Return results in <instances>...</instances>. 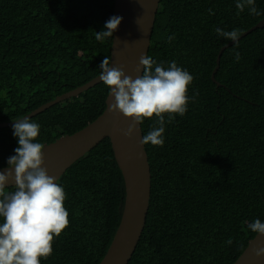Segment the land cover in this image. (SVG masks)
Listing matches in <instances>:
<instances>
[{"label":"trees","instance_id":"1","mask_svg":"<svg viewBox=\"0 0 264 264\" xmlns=\"http://www.w3.org/2000/svg\"><path fill=\"white\" fill-rule=\"evenodd\" d=\"M237 2L159 0L147 56L165 69L175 61L193 81L186 113L174 114L170 123L165 115L163 146L145 145L149 208L127 264H232L256 234L248 225L264 222V27L226 47L214 74L220 85L211 79L217 53L229 41L216 29L243 32L264 17V0H255L259 15L248 7L239 12ZM113 3L0 0V121L22 117L101 73L112 38L101 42L95 36L106 30ZM108 92L101 81L29 118L40 126L34 142L48 143L87 125L104 110ZM156 127L155 116L145 119L143 136ZM16 147L13 125L0 128V168ZM56 183L65 191L69 224L40 264H98L125 198L109 138L75 160ZM15 190L4 188L5 194Z\"/></svg>","mask_w":264,"mask_h":264},{"label":"clouds","instance_id":"2","mask_svg":"<svg viewBox=\"0 0 264 264\" xmlns=\"http://www.w3.org/2000/svg\"><path fill=\"white\" fill-rule=\"evenodd\" d=\"M248 7L250 14L259 15L255 0H238L236 8L243 12ZM211 13V10H209ZM122 17L112 16L104 28L96 33V40L113 39ZM219 36L237 42L242 30L224 31L216 29ZM169 42L174 36L168 37ZM240 59L239 52L235 54ZM142 75L135 79L123 71V66L110 67L108 57L100 64L99 80L110 90L114 102L109 111L130 118L131 123L123 135L131 137L136 126L145 119L157 118L159 127L144 135L140 144L163 146L165 115L170 123L175 115L183 116L187 111L188 86L193 76L172 61L167 69L156 64L147 55L139 60ZM155 65L154 69L153 66ZM139 72V67L137 68ZM40 126L27 118L16 121L13 135L18 138L15 155L7 160L8 169L0 172V264H40L41 258L52 254V242L68 226V211L64 207L65 191L42 167L44 145L34 142ZM12 182L16 190L5 194V185ZM248 228L264 235V222L256 219ZM226 243L231 244V238ZM256 257L264 256V247L254 248Z\"/></svg>","mask_w":264,"mask_h":264},{"label":"water","instance_id":"3","mask_svg":"<svg viewBox=\"0 0 264 264\" xmlns=\"http://www.w3.org/2000/svg\"><path fill=\"white\" fill-rule=\"evenodd\" d=\"M159 0H114L113 16L122 17L118 29L113 33L110 47V67L123 66L126 75L135 79L142 75L143 68L139 65L142 55H148L153 26ZM264 27V17L253 26L243 31L241 37L251 31ZM228 41L220 47L216 56V65L211 72V79L218 69L220 55L223 50L232 45ZM139 67V72L137 68ZM101 82L99 74L86 83L63 94L53 97L41 104L30 113L11 121H0V128L11 126L24 118H31L50 106L79 95L93 85ZM114 102L110 90L105 98V108L100 115L81 129L62 135L51 142L44 143L42 167L49 176L55 177V182L63 172L79 157L91 150L105 137L109 138L114 158L123 176L125 198L118 227L98 264H127L141 237L145 226L151 194V173L145 145L140 144L143 137L141 124L136 126L131 137L123 135V131L133 123L122 114L110 112L109 106ZM8 166L1 167L4 172ZM6 187L15 186L12 182ZM264 247V235L256 233L248 241L247 246L232 264H264V256L256 257L254 248Z\"/></svg>","mask_w":264,"mask_h":264}]
</instances>
